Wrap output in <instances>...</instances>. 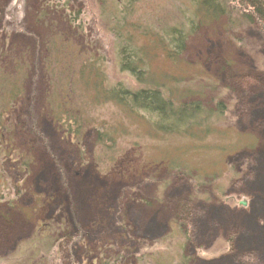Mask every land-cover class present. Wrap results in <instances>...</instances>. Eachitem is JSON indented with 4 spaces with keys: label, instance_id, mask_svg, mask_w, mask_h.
<instances>
[{
    "label": "rangeland",
    "instance_id": "obj_1",
    "mask_svg": "<svg viewBox=\"0 0 264 264\" xmlns=\"http://www.w3.org/2000/svg\"><path fill=\"white\" fill-rule=\"evenodd\" d=\"M35 1L5 0L1 8L0 264H59L69 256L72 264H264V33L238 27L234 16L235 28L221 19L199 30L177 65L159 53L154 71L182 78L181 92H200L198 102L211 110L200 131L189 130L192 138L131 116L77 72L57 73L50 101H61L54 94L61 84L70 89L65 118L83 125L66 136L46 108L37 44L46 35L30 22ZM84 1V36L99 35L103 89H135L95 25L94 3ZM25 7L28 21L16 30L11 21ZM13 75L25 78L11 104ZM51 242L65 249L55 261Z\"/></svg>",
    "mask_w": 264,
    "mask_h": 264
},
{
    "label": "trees",
    "instance_id": "obj_2",
    "mask_svg": "<svg viewBox=\"0 0 264 264\" xmlns=\"http://www.w3.org/2000/svg\"><path fill=\"white\" fill-rule=\"evenodd\" d=\"M4 1L0 0V18H3L1 8ZM171 1L92 0L97 11V15L93 14L95 25L114 43L118 69L120 72L130 75L136 86L135 89L108 87L109 91L103 89L102 83L105 76L102 75L100 68L103 67L101 63L104 60L101 56L97 57L96 54L99 52H97L96 44L93 41V39L97 40L99 35L98 37L84 36L85 26L88 23L86 21L88 8L85 1H35L33 9L35 12L30 22H34L37 27H42L44 35H46L44 42L37 43L44 49V52L41 51L44 53L42 61L46 68L45 75L48 77L49 91L46 108L47 111L52 112L51 118L63 134L66 136L70 133L78 135L79 130L83 128L82 121H79L75 116L71 121L65 118V107L68 105L67 99L69 98L66 93L70 89L67 90L61 84L59 93L54 92L61 101L57 99L53 102L50 101L53 96V92L50 90L51 82L56 79L57 73L62 74L63 72H67L68 76L64 77L68 79L74 77L77 72L76 77L87 81L88 85L95 88L102 98H106V101L115 103L131 116H137L165 135L176 134L191 137L189 132L191 128L200 131L202 126L212 119L209 116L211 110L198 102L197 98L200 97L198 96L200 92L194 93L191 89L181 92L183 79L169 75L170 73L165 75L155 72L154 63L159 53H162L168 62L177 65L187 52L186 48L190 39L199 30L204 29L210 23L219 22L221 19L226 20L228 27L231 28L234 23L236 24L233 17L237 16L239 17L237 19L238 27L254 25L264 33V0ZM166 5H171V7ZM25 18L28 21L27 7H25L23 16L21 14L19 19L11 21V25L19 30L18 27L22 20L25 21ZM18 21L20 22L17 23ZM56 24L62 25L65 32H60ZM90 25L89 30H93L92 23ZM235 27L237 26L233 25V28ZM84 48L92 50V53L86 54ZM41 52L39 56H41ZM3 56L4 54L0 56V59ZM87 56L90 58L87 59ZM78 61H81V64L76 67L75 63ZM21 65L23 66V63ZM29 70L31 69H26L27 74ZM90 75H94L96 79L85 78ZM24 78L18 79L13 75V78L10 79L12 82L15 81L13 88H10L12 91L10 94L11 104L20 95L21 91H18V85L22 84ZM66 81L68 80L66 79ZM100 96L96 95L95 99L99 101ZM214 110L218 116L223 113L221 107L214 108ZM3 118V115L0 114V120ZM96 131H98L99 138L104 139V136H107L100 129ZM67 225L65 222L64 227ZM177 225L181 227L178 223ZM57 243L61 245V243ZM74 246V242L69 244L70 249H73ZM48 247L52 250L50 254L54 258L53 261L57 260L59 252L65 251V249L61 250L60 246H55L53 242ZM47 252L44 254L46 255ZM74 258L75 256H73ZM58 262L59 264L66 263L62 258ZM70 262L67 261L66 264H72V258H70Z\"/></svg>",
    "mask_w": 264,
    "mask_h": 264
},
{
    "label": "flooded vegetation",
    "instance_id": "obj_3",
    "mask_svg": "<svg viewBox=\"0 0 264 264\" xmlns=\"http://www.w3.org/2000/svg\"><path fill=\"white\" fill-rule=\"evenodd\" d=\"M66 241L68 242V241H69V239H67ZM68 262H69V263H71V262H70V256L68 257Z\"/></svg>",
    "mask_w": 264,
    "mask_h": 264
},
{
    "label": "water",
    "instance_id": "obj_4",
    "mask_svg": "<svg viewBox=\"0 0 264 264\" xmlns=\"http://www.w3.org/2000/svg\"><path fill=\"white\" fill-rule=\"evenodd\" d=\"M242 205H245V203H242Z\"/></svg>",
    "mask_w": 264,
    "mask_h": 264
}]
</instances>
